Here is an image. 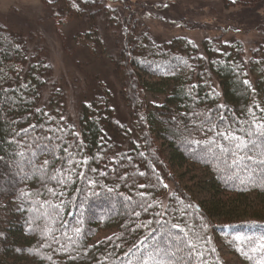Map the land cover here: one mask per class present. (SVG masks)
I'll return each mask as SVG.
<instances>
[{
	"label": "trees",
	"instance_id": "obj_1",
	"mask_svg": "<svg viewBox=\"0 0 264 264\" xmlns=\"http://www.w3.org/2000/svg\"><path fill=\"white\" fill-rule=\"evenodd\" d=\"M106 2L60 0L55 14L94 22L109 13ZM115 18L127 37L112 61L127 73L124 119L102 81L73 120L45 48L0 25V264H159L158 246L176 253L174 264H226L219 239L242 264H264L261 209L250 215L258 220L239 223L226 205H244L250 195L264 201V165H233L207 147L229 125L241 135L264 124V42L250 56L235 38H209L201 47L186 37L159 42ZM147 91L165 102L149 106ZM262 151L254 159H264ZM184 166L185 176L201 173L203 207L172 169ZM221 215L228 230L216 221ZM105 231L113 233L94 241Z\"/></svg>",
	"mask_w": 264,
	"mask_h": 264
},
{
	"label": "rangeland",
	"instance_id": "obj_2",
	"mask_svg": "<svg viewBox=\"0 0 264 264\" xmlns=\"http://www.w3.org/2000/svg\"><path fill=\"white\" fill-rule=\"evenodd\" d=\"M58 1L60 0H0V25L27 34V38L34 39V42L45 48L54 79L64 92L66 111L73 120H77L88 89L102 81H106L115 94L120 116L123 119L127 117L128 109L125 108L121 95L122 81L127 73L120 72V68L116 70L112 64L118 51L124 47L127 37L121 33L120 24H114L115 17L129 20V32L134 29L137 34L147 30L159 42L186 37L197 47H201L209 38H235L244 43L246 56H250V50L257 43L264 42V0L251 7L240 6L239 3L234 6L235 0H105L111 7L109 13L96 17L94 22L89 21L90 18H63L55 14ZM94 24L98 29H91ZM120 61L119 59V64ZM141 76L142 80L156 81L148 75L141 73ZM143 96L151 107L163 104L166 99L151 91L145 92ZM158 144L163 147L161 142ZM166 149L165 147L162 151L165 152ZM176 167L172 169L180 182L189 191L193 188L196 190V202L202 206L207 196L204 191L198 190L196 183L201 173L194 170L185 176V171L189 170H185V166L179 169ZM189 178L192 180H188ZM168 185L170 191H173L174 184ZM243 202L244 205L237 203L233 207L226 204L233 210L231 222L258 220L250 218V215L254 214L255 209L263 210L264 201L257 195H250ZM240 206L241 209H235ZM261 210L258 213L264 214ZM223 217L225 216L217 217L216 221L228 230L231 225L218 220ZM112 233L113 231H105L97 235L94 241ZM218 249L226 264H242L220 239Z\"/></svg>",
	"mask_w": 264,
	"mask_h": 264
},
{
	"label": "snow or ice",
	"instance_id": "obj_3",
	"mask_svg": "<svg viewBox=\"0 0 264 264\" xmlns=\"http://www.w3.org/2000/svg\"><path fill=\"white\" fill-rule=\"evenodd\" d=\"M223 107V106H221ZM264 112V109H261ZM223 120L224 117H221ZM212 131V129H209ZM241 135L236 134V130L231 128V125L225 131L216 132L215 136L219 139L212 138L208 142V150L212 152L213 155L216 154V150H219L224 156L232 158L231 163L233 165H242L247 168L246 161H253L257 164L264 165V159H254L252 153H254L258 147L264 148V124H256L253 122L249 125L247 129H240ZM256 136L261 138V143L258 145L257 140H247L246 137ZM221 141H226L227 144L222 143ZM243 153V155H241ZM264 155V151L261 153ZM47 163V161H45ZM56 207H59L58 205ZM173 227L178 228V225H173ZM79 231V229H77ZM181 231H183L181 229ZM143 243V242H141ZM191 247V245H189ZM154 251L159 255L163 253V256L160 257L159 264H174V259L176 253L171 249L157 247ZM149 257L155 259L152 253H148ZM164 257H168V260H165ZM146 264V262H145Z\"/></svg>",
	"mask_w": 264,
	"mask_h": 264
}]
</instances>
